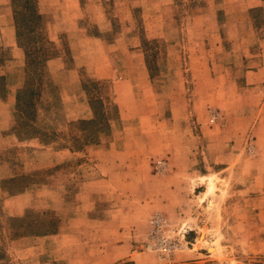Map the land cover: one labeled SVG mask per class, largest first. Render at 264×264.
Instances as JSON below:
<instances>
[{"label":"rangeland","instance_id":"obj_1","mask_svg":"<svg viewBox=\"0 0 264 264\" xmlns=\"http://www.w3.org/2000/svg\"><path fill=\"white\" fill-rule=\"evenodd\" d=\"M240 1L38 0L46 19L44 35L51 43L41 45L42 53L52 55L43 69L36 120L31 123L16 106V91L25 81V50L17 42L12 1L0 0V57L4 60L0 63V75H6L10 85L6 98L0 97V264H20L15 258L23 254L17 249L33 237L20 229L15 218L27 215L41 219L53 214L60 219L61 229L62 210L73 208L82 182L96 175L90 168L95 161L94 152L110 143L120 144L124 128L144 129L142 142L152 148L161 144L168 151H178V156L167 153L155 159L154 175L176 171L174 163L184 161L188 154L189 159L179 171L199 176L213 173L223 165L216 161L225 160L230 152L216 144L225 132L214 134V130L219 128L224 115L221 108L208 103L205 115L198 118L196 102L213 89L219 74H228V80L238 85L237 96L242 94L244 68L254 64L247 55L264 47V8L250 9ZM90 95L109 99L116 106L118 117L111 120L109 135H101L98 142L87 144L82 150H73L75 136L80 145L85 143L78 122L93 118ZM123 96L132 98L131 103L123 106L125 113L142 118L124 120L119 105ZM84 101L92 117L70 120L71 115L84 112ZM245 103L241 112L250 115L249 111L257 109L255 101ZM108 106L107 111L113 113L112 106ZM226 134L229 138L230 134ZM243 143L245 160L255 155L249 132ZM62 149H69L72 155L63 163L54 164L53 152ZM26 174L33 183L25 191L11 194L16 186L9 179ZM249 178L237 182L232 179L227 189L230 198L222 204L213 201L215 177L210 178L207 191L204 186H195L196 196L206 197L210 193L212 198H202L194 209L200 225H226V241L236 240L240 255L246 257L242 264H260L263 259L250 254L243 244L246 234L230 230L236 221L244 227L251 224L252 218L244 210L249 204L245 194ZM26 193L32 195V200L21 215L11 216L7 204L10 200H5ZM221 209L224 215L220 214ZM235 210L237 216L233 214ZM156 217L164 221L163 234L180 246L169 258L147 248ZM208 234L205 228L194 231L185 221L176 223L156 213L149 220L141 250L170 264L176 254L192 248L194 243L197 247L207 245L214 252L210 239H219L224 233H214L206 242Z\"/></svg>","mask_w":264,"mask_h":264},{"label":"crops","instance_id":"obj_2","mask_svg":"<svg viewBox=\"0 0 264 264\" xmlns=\"http://www.w3.org/2000/svg\"><path fill=\"white\" fill-rule=\"evenodd\" d=\"M240 2L241 5L247 3L250 9L259 6L264 8V0ZM7 18L8 24H11V12H8ZM262 42L264 44V38ZM247 58H251L254 64L244 68L242 94L237 96L238 85L228 80V74H219L214 79L215 86L211 88L213 91H208L196 102L198 118L205 115L208 103L221 108V115H224L214 134L225 132V137H219L218 139L222 141L216 146L218 148L225 146L230 153L226 155L225 160L216 161L223 164L218 170L199 176L195 172L190 174L179 171L189 159L188 154L184 161L180 159L181 162L177 160L176 164L174 163L176 171L166 175H154L152 174L156 167L154 160L167 153L172 157L174 154L178 156V151L173 149L168 151L161 144L157 148H152L142 142L144 129L124 128L120 144L110 143L108 147L94 152L95 161L90 168L92 174L96 175L82 182L73 208L68 206L62 210L60 231L57 234L27 238V245L17 249V252L23 255L17 256L16 262L167 264L156 254L141 250L150 218L156 213H162L176 223L187 222L194 231L205 228L209 233L206 242H209L208 237L212 234L224 233L219 239L211 237L210 243L213 244L214 252H210L207 245L197 247V243H194L192 248L176 254L170 264H242L246 257L240 255L236 240L226 241L225 235L229 231L225 229L226 225L221 223L200 225L201 220L196 218L195 205L202 198L205 201L210 200L212 196L210 193L206 197H203V194L196 196L195 186H204L207 191L210 178L215 177L217 180L213 197L215 204L217 200L221 203L230 198L227 189L232 179L237 182L243 177L244 179L250 177L249 186L245 191L249 204L244 210L252 218L251 224L244 227L242 223L236 221L230 230L244 232L246 235L242 239L243 244L249 248L250 254L262 258L260 264H264V47L257 53L247 55ZM51 62L48 63V68ZM79 95L84 96L82 93ZM10 98L13 99V94ZM131 100L130 97L124 99V96L119 100L124 120L142 118L140 115L132 116L125 113L123 106H126L127 102L131 103ZM250 100L256 102L257 109L253 113L249 111L248 115L241 111L244 108V101L248 104ZM82 108L84 112L75 117L71 115L70 120L92 117L86 101L82 102ZM248 132L255 147V155L244 160L246 145L243 140ZM226 133L230 134L229 138ZM232 142L235 144H231ZM69 155H72L69 149L54 151L52 154L54 164L63 163ZM194 177L203 179L202 183ZM196 182L197 185H194ZM32 198L31 194L26 193L6 199V202L10 200L7 202L10 215H21ZM238 210L234 211L235 216L238 215ZM240 210L242 211L241 208ZM220 214L224 215L223 209L220 210Z\"/></svg>","mask_w":264,"mask_h":264},{"label":"trees","instance_id":"obj_3","mask_svg":"<svg viewBox=\"0 0 264 264\" xmlns=\"http://www.w3.org/2000/svg\"><path fill=\"white\" fill-rule=\"evenodd\" d=\"M14 9L16 26V38L18 45L25 50V81L16 91V106L20 115L26 117L28 122L36 120V103L40 96L39 87L43 81V69L46 61L52 54L42 53V47L51 44L44 35L45 16L40 12L38 0H11ZM42 45V47H41ZM4 60L0 57V63ZM9 81L6 75H0V97L6 98ZM108 105L112 106L113 113L107 111ZM90 106L93 118L78 122L82 127V137L85 143L80 145L79 137L75 136L76 145L73 150H82L83 146L98 142L101 135H109L111 131V120L118 117L116 106L109 99L90 95ZM30 128L34 126L29 125ZM34 129V128H33ZM85 132V133H83ZM14 190L11 194L20 193L29 188L33 183L30 175H19L9 179ZM20 223L19 227L26 235L43 236L57 234L60 231V219L50 215L48 218L31 219L29 216L15 218Z\"/></svg>","mask_w":264,"mask_h":264},{"label":"built area","instance_id":"obj_4","mask_svg":"<svg viewBox=\"0 0 264 264\" xmlns=\"http://www.w3.org/2000/svg\"><path fill=\"white\" fill-rule=\"evenodd\" d=\"M164 221L161 218H155L152 222L151 239L152 241L147 245V248L162 253L169 258L173 253L180 249V246L168 239L163 234Z\"/></svg>","mask_w":264,"mask_h":264}]
</instances>
